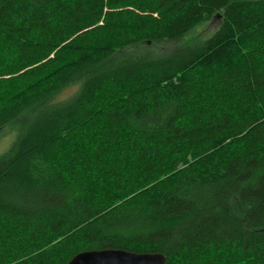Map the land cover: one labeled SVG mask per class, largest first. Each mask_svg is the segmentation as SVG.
Wrapping results in <instances>:
<instances>
[{
    "label": "trees",
    "instance_id": "16d2710c",
    "mask_svg": "<svg viewBox=\"0 0 264 264\" xmlns=\"http://www.w3.org/2000/svg\"><path fill=\"white\" fill-rule=\"evenodd\" d=\"M8 127L0 264H264V0H0Z\"/></svg>",
    "mask_w": 264,
    "mask_h": 264
},
{
    "label": "water",
    "instance_id": "95a60500",
    "mask_svg": "<svg viewBox=\"0 0 264 264\" xmlns=\"http://www.w3.org/2000/svg\"><path fill=\"white\" fill-rule=\"evenodd\" d=\"M65 264H166L161 252H133L120 248L84 250Z\"/></svg>",
    "mask_w": 264,
    "mask_h": 264
},
{
    "label": "rangeland",
    "instance_id": "374dc122",
    "mask_svg": "<svg viewBox=\"0 0 264 264\" xmlns=\"http://www.w3.org/2000/svg\"><path fill=\"white\" fill-rule=\"evenodd\" d=\"M217 21L213 20L210 21L209 23H205L201 26H199L195 31H194V35L200 37H206L207 35H209L217 26ZM174 45V43L172 42H163V43H159L158 46H155V50L156 51H160L162 50H167L169 48H171ZM76 89L75 85L69 86L67 88H65L63 91H61L60 93H58V95L55 97V100H64L67 97H69ZM13 129H10L9 127L4 129L2 131V133L0 134V153L6 151V149L9 148V146L11 145L13 139H14V132L12 131Z\"/></svg>",
    "mask_w": 264,
    "mask_h": 264
}]
</instances>
